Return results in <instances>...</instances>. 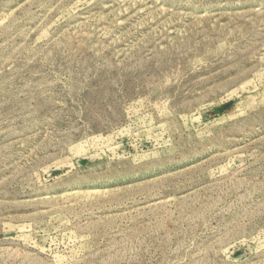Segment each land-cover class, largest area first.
<instances>
[{"label": "rangeland", "instance_id": "rangeland-1", "mask_svg": "<svg viewBox=\"0 0 264 264\" xmlns=\"http://www.w3.org/2000/svg\"><path fill=\"white\" fill-rule=\"evenodd\" d=\"M0 264H264V0H0Z\"/></svg>", "mask_w": 264, "mask_h": 264}]
</instances>
